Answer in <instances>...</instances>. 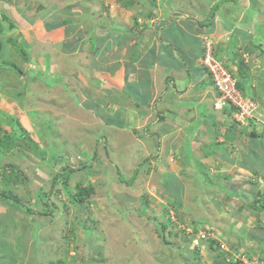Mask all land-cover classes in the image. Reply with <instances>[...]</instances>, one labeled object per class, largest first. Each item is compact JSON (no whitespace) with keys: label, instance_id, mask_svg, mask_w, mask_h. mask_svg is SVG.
Returning <instances> with one entry per match:
<instances>
[{"label":"rangeland","instance_id":"obj_1","mask_svg":"<svg viewBox=\"0 0 264 264\" xmlns=\"http://www.w3.org/2000/svg\"><path fill=\"white\" fill-rule=\"evenodd\" d=\"M69 1L71 5L67 4V0H0L3 3L0 4L1 11L8 13V16L11 14V17L15 15L14 18L21 20L20 26H23L19 30H15V26H7L0 34V193L8 195V199L0 197V264H254L246 262V254L255 252L254 249L260 246L250 236H258V239L264 237V229L260 230V227H264V217L253 220L254 216L247 214L246 218H252L251 221L248 219L250 227L241 226L242 220L238 215L242 214V210L237 202L230 204L226 200L227 197H232V200L240 198L234 195L236 189L232 184L224 181V177L217 181L215 176L205 173V166L208 169L213 167L210 163L203 164V167L197 164L190 169L198 156L190 147L189 138L192 135L189 134L182 141L183 161L163 173L166 153L160 156L163 163L159 164L157 135L149 136L145 130L140 132V141L145 146H154V151L150 158L132 165L128 153L137 150L143 155L144 148L114 145L120 140L111 135L105 126L98 127L103 123H99L101 115L89 116L84 107L81 109L84 105H80L79 96L85 93L86 87L79 82L74 69L77 67L82 76L93 79L94 70L91 69L97 70L95 29L100 20L97 11L92 14L94 11L91 10L94 7L97 9V2L93 7L89 4L93 0ZM133 1H136L135 7L144 8L147 12H151L159 3H162L160 7L163 10L166 8L164 2L175 6L176 2L179 11L186 13L191 23H195L202 13L209 15V23V19L225 9L236 16L237 6L245 10L244 6L247 5L243 3L246 1L251 13L245 16L248 26L260 30L257 33L252 30L250 38L245 31L240 30V34L244 40L251 42V47L262 42L264 49L261 33L264 27V0ZM131 13L129 17L134 16ZM35 17L49 19L51 23L66 20L64 24L71 27L73 38L70 43H80L87 47L88 55L94 54V57L89 56L87 62L85 72L89 74L83 71L74 57L66 59L67 65L61 61L54 62L56 74L44 69L43 72L37 70L38 65L36 67L31 58L47 56L52 61V56L44 46L39 45L37 49V44L44 43L45 39L41 37L44 34H38L44 30L42 25L35 32ZM175 17L184 19L185 15ZM139 20L143 24L140 17ZM149 29L147 27L146 32ZM236 43L232 44V48L237 50L234 54L228 51L227 55L236 58L234 63L240 59L248 70L247 64H252L250 61L254 58L248 55L241 58L245 52L239 51V46L243 49L244 43ZM112 50L101 63L110 64L115 60L113 55L116 53ZM120 53L118 51L117 54ZM261 56L264 57V52ZM253 68L254 65H250V69ZM97 72L108 76L105 72ZM233 75L235 78L238 76L236 73ZM62 81H65L64 85ZM247 86L244 85L245 88ZM58 91L62 94L59 100ZM259 97L263 100L261 107H258L261 118L264 93ZM81 98L84 100L83 96ZM104 100L101 99L103 105L108 103ZM100 111L105 115L103 119L111 116L105 108ZM232 119L234 116L227 125H232ZM249 122L245 127L251 125L252 130L248 132L256 131L257 138L254 140L259 143L264 139V127L260 122ZM239 126L235 124L234 128ZM85 127L92 138L97 136L95 147L92 140L89 144L90 138L81 130ZM103 136L104 141L100 140ZM115 138L117 142H112ZM202 141L201 145L210 150V145ZM80 148L88 150L83 161L76 155ZM132 156L135 158L134 154ZM120 158H128L127 167L124 163V173L117 163ZM149 161L154 163L152 168L147 169ZM67 168H80V171L71 173ZM56 174H60L61 179L53 181ZM69 175V190L66 191L63 180ZM169 175H176L179 180L169 179ZM259 180L262 191L258 190V193L261 195L264 191V173ZM180 185L184 189L182 197L179 196L180 191L176 196L168 194V191H175ZM78 189L85 194L82 201L76 204L68 193L77 192ZM247 198L250 203L260 200ZM176 199H181V203L174 204ZM25 207L36 213H28ZM257 222L261 225L259 228ZM201 233L206 238L200 239L198 235L201 236ZM209 241L218 243L219 248L215 249L216 245H210ZM222 251L229 253L226 261L219 255Z\"/></svg>","mask_w":264,"mask_h":264},{"label":"crops","instance_id":"obj_2","mask_svg":"<svg viewBox=\"0 0 264 264\" xmlns=\"http://www.w3.org/2000/svg\"><path fill=\"white\" fill-rule=\"evenodd\" d=\"M132 1H89L90 6L97 2V9L93 6L94 9L91 10L94 11L92 14L97 11V18L99 17L98 20H100L97 22V29L94 28L96 30L95 35L100 40L99 44L97 43V70L95 68L91 69L94 70V80L82 76L77 67L73 68L78 79H80L79 82L86 87L85 93L81 95L84 100L79 96L80 105H84L81 106V109L84 107V111L89 116L90 114L101 115L99 123L103 121L104 125L98 123V127L105 126L107 131H111V135L120 140L118 142L116 138L112 140V142H117L114 145L123 146L125 144L128 147L144 148L143 155L137 150L134 153H128L132 165H137L141 160L150 158L151 153L154 151L152 150L154 146H145L140 141L142 139L139 136L140 132L145 130L147 134L149 133V136L152 134L157 135L159 145L156 148L158 149L159 164L163 163L160 156L166 153V167L161 171L163 173L166 172L167 168H173L176 163L178 165L179 162L183 161L182 141L189 134L192 135L189 138L190 147L198 156L194 163L191 161L193 167L190 166V169H194L197 164L200 166L205 163L212 164V168L208 169L205 166L203 171L215 176L217 181L220 177H224V181L232 184V187L236 189L234 195L240 198L232 200V197H227L226 200L230 204L237 202V206L242 210V214L238 215L242 220L241 226L250 225L249 220L251 221L252 218H246L247 214L250 216L251 213L254 216L253 220L264 217L262 214L264 209L259 208L256 210L254 207L249 206L250 199L247 198L249 196L253 198L251 200H255L254 197L264 199V191L261 193L262 196L258 193V190L262 191L259 179L264 173V139L259 143L254 140L257 138V133L256 131L248 132V130H252L251 125H248V127L239 126L241 129L227 125L228 122L230 123L233 113L229 115L226 109L221 110L215 106L217 93L212 86L206 68L201 62L205 43L210 42L213 44L214 56L221 61H225V66L233 74H237L238 68L236 63L233 62L236 58L232 59L231 57L234 56L230 57L227 53L228 51L233 53L237 50L232 48L235 41L241 44L243 42V49L239 46V51L245 52L241 54L242 58L247 57V55L254 58L250 61L254 65L253 69H250L252 64H247L249 78L246 82V85L248 84L247 88L244 87L245 93L248 95L247 97L256 100L259 107H261V101L263 100L258 96L264 93V57L261 56L264 49L262 48V42L260 44L259 42L255 43L254 47H251V42L248 39L244 40L240 34V30L245 31L246 34H249L246 36L250 38L253 35L252 30L256 33L260 30V28L255 30L252 25L248 26L249 23L245 19L246 14L248 16L251 14L250 5L244 1L243 4L247 5L244 6V8L246 7L245 10L237 6L236 16H233L234 14L229 9H225V11L217 12L209 19V23H207L209 17L207 13L206 15L202 13L200 18L194 20L195 23H191L188 22L189 17L187 14L179 11L176 2V6L174 4L167 5L164 2L166 8L163 10L160 7L162 3H159L151 12H147L144 8L135 7L136 1L131 4ZM157 1L155 0V3H158ZM67 4L71 5V1L67 0ZM1 10L2 7H0V16L8 17L15 26V30L23 27L20 26L22 25L21 20L14 18L15 15L12 14L13 17H11V14H9L8 16V13ZM164 10L166 13H164ZM131 11L133 17H129ZM177 15H185V18L175 17ZM139 17L143 20V24ZM198 19H200L199 22H197ZM106 20H109L110 23ZM35 22V32L39 31L38 28L42 25L44 30L38 32V34H44L41 37L43 36L45 39L44 43L37 44V49H39V45L44 46L51 52L52 56V61H49L47 56L31 58V62L36 64V67L38 65L37 70L40 69L43 72L42 69H44L48 70L50 74H56L53 63L61 61L63 65H67L66 59L68 57H74L78 60L84 72L88 69L89 56L94 57V54L88 55L86 53L88 52L86 51L87 47L85 48L80 43H70L71 40L73 42L70 33L71 27L64 24L65 19L63 23H51L49 19L36 18ZM2 24H5V22H2ZM147 27L150 29L146 32ZM262 28L261 33L264 40V27ZM32 41L34 42L33 39ZM89 47L92 51L90 44ZM248 48L250 52H247ZM111 50L116 53V55H113L115 60H112L110 64L101 63L100 61H105L106 54ZM256 50L259 52L254 53ZM118 51H121L122 54H117ZM97 71L105 72L108 76H105L104 73L101 75ZM60 73L63 74L62 71ZM257 82L261 85L260 88H258ZM64 83L65 81L61 82L62 85ZM58 93L61 92L58 91ZM47 95L50 96V93H47ZM64 95L69 94L66 92ZM61 96L62 94L57 95V99H61ZM64 98L66 97L64 96ZM101 99H105L104 101H108V103L103 105ZM102 108H105L111 114L110 117H107L109 120L107 125L105 123L107 118L103 119L105 115L100 111ZM262 115L264 117V111ZM263 117L259 120L261 124ZM116 126L118 129H116ZM148 126L150 129L147 128ZM87 129L85 127L81 130L83 134L85 133L90 138L89 144L92 140L95 147L97 136L92 138V134H89ZM245 133H249L248 137L251 140H247ZM202 140L210 145V150L205 149L207 146H204V148L201 145ZM85 148H80L78 154H76L80 160L82 159L81 161L85 160L84 157L88 151ZM136 152L138 153L135 154ZM226 153L227 155H225ZM133 154L135 158H133ZM127 160L128 158L117 160L119 168L123 169V173L124 163L127 167ZM153 163L154 161H149L147 169L152 168ZM169 179L179 180L176 175H169ZM219 184H217V187ZM177 192L182 197L181 194L184 193V189L181 185L175 191H168V194L175 195ZM178 203H181V199H176L174 204ZM257 225V228L261 226L258 222ZM262 229L264 227H260V230ZM257 237L255 235L250 236L260 246L254 249L255 252H247L246 258L248 261L246 262L264 264V237H260V239ZM222 253L226 254L223 251ZM227 254L228 257L229 253Z\"/></svg>","mask_w":264,"mask_h":264},{"label":"built area","instance_id":"obj_3","mask_svg":"<svg viewBox=\"0 0 264 264\" xmlns=\"http://www.w3.org/2000/svg\"><path fill=\"white\" fill-rule=\"evenodd\" d=\"M201 62L207 69L212 86L217 93L215 106L222 108L229 104L233 105L237 109L233 114L234 121L240 126H245L249 121L259 122L258 103L252 98L244 96L237 88L236 78L225 66L224 61L214 57V50L210 42L205 43L204 55ZM262 125H264V121H262ZM198 237L200 239L206 238L202 233Z\"/></svg>","mask_w":264,"mask_h":264},{"label":"trees","instance_id":"obj_4","mask_svg":"<svg viewBox=\"0 0 264 264\" xmlns=\"http://www.w3.org/2000/svg\"><path fill=\"white\" fill-rule=\"evenodd\" d=\"M1 20H4V22H5V24H2V21ZM0 20V34L3 32V30L7 27V26H10L11 28H13L14 26H13V24H12V22H11V20L10 19H8V17H4V15H3V17H2V19ZM66 21V20H65ZM99 40H100V38L99 37H97V43L99 44ZM250 52V49L248 48L247 49V52ZM241 58H242V56H241ZM242 60V59H241ZM237 62V61H236ZM241 62L242 61H240L239 60V62L238 63H236V66H237V68H238V73H237V77H236V86H237V88L242 92V94L244 95V96H248L246 93H245V89H244V85L246 84V82H247V80H248V78H249V76H248V74H247V70H246V67H245V65H243V64H241ZM207 70V69H206ZM233 75V74H232ZM234 76V75H233ZM209 77H210V75H209ZM251 98V97H250ZM253 99V98H252ZM254 100V99H253ZM255 102H257L256 100H254ZM223 109H226L227 110V112H228V114L230 115V114H234L236 111H237V109L233 106V105H231V104H229V105H227L226 107H224ZM232 116V115H231ZM109 120H108V118H107V120H105V123H106V125L109 123L108 122ZM235 121H234V119H233V123H232V127L235 125ZM237 124V123H236ZM264 126V125H263ZM234 128V127H233ZM248 134L249 133H245V136H247L248 137ZM253 134H255L256 135V133L255 132H253ZM105 136H103L100 140H102V141H104L105 140V138H104ZM107 140V139H106ZM68 169V168H67ZM69 170V172H71V173H74V171H80V168H77V169H75V170H73V169H68ZM71 173H69V174H71ZM71 177V175H69V176H65V179L63 180V188H64V190H66V191H68L69 190V188H68V184H67V181H68V178H70ZM58 179H61L60 178V174H56L55 175V180H53V181H56V180H58ZM55 183V182H54ZM76 188H78V185H76ZM85 194V192H82L80 189H78L77 190V192H69L68 193V195L72 198V202H74V203H76V204H78V202H81L82 200H81V198H82V196ZM42 196L44 197L45 195H43L42 194ZM0 197L1 198H5V199H8V195L7 194H5V193H0ZM81 200V201H80ZM250 204V205H249ZM249 206H251V207H254L256 210L257 209H264V199L263 198H260V200H255V201H253V203H250L249 202ZM25 210L28 212V213H36V212H34V211H32L31 209H28L27 207H25ZM39 215H45V213H39ZM137 215V214H136ZM90 231V232H89ZM87 232H89L90 234H93V232L91 231V230H87ZM87 236H90V235H87ZM93 237V236H92ZM91 238V237H90ZM210 242V241H209ZM217 244L218 243H216V242H214V241H211L210 242V245H212V246H214V245H216V248L215 249H217V248H219V245L217 246ZM221 257H222V259L224 260V261H226L225 259H227L226 257H227V253L225 254V253H221V254H219Z\"/></svg>","mask_w":264,"mask_h":264},{"label":"water","instance_id":"obj_5","mask_svg":"<svg viewBox=\"0 0 264 264\" xmlns=\"http://www.w3.org/2000/svg\"><path fill=\"white\" fill-rule=\"evenodd\" d=\"M250 136H253V135H250Z\"/></svg>","mask_w":264,"mask_h":264},{"label":"clouds","instance_id":"obj_6","mask_svg":"<svg viewBox=\"0 0 264 264\" xmlns=\"http://www.w3.org/2000/svg\"><path fill=\"white\" fill-rule=\"evenodd\" d=\"M244 59V58H243Z\"/></svg>","mask_w":264,"mask_h":264}]
</instances>
